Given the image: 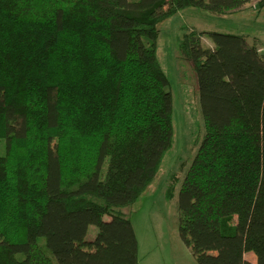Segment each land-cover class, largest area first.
<instances>
[{"label": "trees", "instance_id": "1", "mask_svg": "<svg viewBox=\"0 0 264 264\" xmlns=\"http://www.w3.org/2000/svg\"><path fill=\"white\" fill-rule=\"evenodd\" d=\"M252 1L0 0V264H137L123 208L173 141L159 24L186 7L224 15ZM177 49L195 72L203 120L177 193L180 238L197 264H264L259 46L185 28Z\"/></svg>", "mask_w": 264, "mask_h": 264}, {"label": "rangeland", "instance_id": "2", "mask_svg": "<svg viewBox=\"0 0 264 264\" xmlns=\"http://www.w3.org/2000/svg\"><path fill=\"white\" fill-rule=\"evenodd\" d=\"M159 26L156 53L172 96L173 141L152 183L138 200L125 206L123 211L130 219L136 236L137 264H197L190 248L180 238L176 204L183 174L203 134V120L195 72L188 62L178 56L177 42L185 28L243 34L249 42L257 43L264 60V7L259 13L255 4L244 12L224 15H216L197 7H186L167 17ZM201 42L204 46L213 45L207 35H202ZM0 154H4L3 139H0ZM168 182L175 187L171 197L167 198L165 191ZM96 232L97 227L90 225L85 239H93ZM37 242L54 260L43 237H39ZM246 257L255 259L252 252Z\"/></svg>", "mask_w": 264, "mask_h": 264}, {"label": "crops", "instance_id": "3", "mask_svg": "<svg viewBox=\"0 0 264 264\" xmlns=\"http://www.w3.org/2000/svg\"><path fill=\"white\" fill-rule=\"evenodd\" d=\"M255 4H256V1L254 0V1H252L251 3H249V4H247L246 6H245V9L244 10H246V8H249L250 6H255ZM244 10H241V11H238V12H244ZM237 13V12H236Z\"/></svg>", "mask_w": 264, "mask_h": 264}]
</instances>
